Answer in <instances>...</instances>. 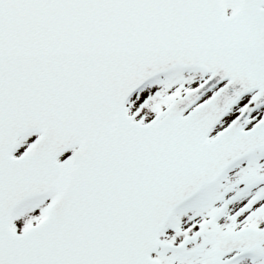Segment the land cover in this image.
Returning a JSON list of instances; mask_svg holds the SVG:
<instances>
[{
  "label": "water",
  "instance_id": "obj_1",
  "mask_svg": "<svg viewBox=\"0 0 264 264\" xmlns=\"http://www.w3.org/2000/svg\"><path fill=\"white\" fill-rule=\"evenodd\" d=\"M235 3L226 17L223 0H0V264H157L150 254L172 210L264 145L261 128L242 141L230 135L264 106V0ZM177 66L211 76L134 127L128 96ZM225 79L223 95L181 115ZM252 90L253 105L208 142ZM130 129L142 134L125 136ZM32 131L41 133L33 148L12 158L16 139ZM53 191L46 218L17 236L15 207ZM217 241L220 251L251 248L264 230Z\"/></svg>",
  "mask_w": 264,
  "mask_h": 264
},
{
  "label": "rangeland",
  "instance_id": "obj_2",
  "mask_svg": "<svg viewBox=\"0 0 264 264\" xmlns=\"http://www.w3.org/2000/svg\"><path fill=\"white\" fill-rule=\"evenodd\" d=\"M225 2L228 13L235 10L233 0ZM205 78L206 74L196 68L176 69L148 83L128 102L127 111L135 120L145 123L171 100ZM253 99L254 95L244 98L212 136L227 126ZM261 119L264 120V107L254 112L250 121L253 125ZM35 138V135L21 138L15 155L21 154ZM53 198L54 195L37 197L19 206L11 217L12 229L21 233L34 225L44 217ZM242 205L244 207L239 209ZM237 210L240 212L236 213ZM217 213L221 215L220 221L208 229L206 222ZM244 225L264 227V148L235 163L216 183L204 186L194 199L177 209L159 238L155 257L160 258V264H228L227 254L213 251L214 237ZM251 254V259L234 264H264V246L254 249Z\"/></svg>",
  "mask_w": 264,
  "mask_h": 264
}]
</instances>
